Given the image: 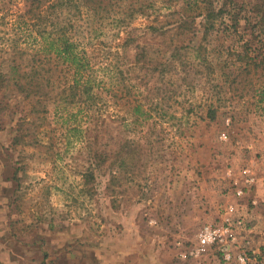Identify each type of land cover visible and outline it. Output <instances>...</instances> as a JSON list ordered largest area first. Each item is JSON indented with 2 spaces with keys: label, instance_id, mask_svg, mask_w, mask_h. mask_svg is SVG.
I'll return each mask as SVG.
<instances>
[{
  "label": "rangeland",
  "instance_id": "rangeland-1",
  "mask_svg": "<svg viewBox=\"0 0 264 264\" xmlns=\"http://www.w3.org/2000/svg\"><path fill=\"white\" fill-rule=\"evenodd\" d=\"M127 1L91 24L81 8L78 41L109 86L87 108L62 90L60 66L47 95L18 89L30 61L13 23L31 0H0V45L17 42L0 49V264H185L176 243L218 220L234 200L226 170L244 165L260 177L242 202L251 248L264 251V70L238 63L224 75V47L244 40L220 26L205 36L202 16L177 29L186 0H153L131 32L117 25ZM230 1L253 17L264 8Z\"/></svg>",
  "mask_w": 264,
  "mask_h": 264
},
{
  "label": "trees",
  "instance_id": "trees-1",
  "mask_svg": "<svg viewBox=\"0 0 264 264\" xmlns=\"http://www.w3.org/2000/svg\"><path fill=\"white\" fill-rule=\"evenodd\" d=\"M121 1L124 0H31L29 7L19 14L18 19L13 23L19 32L25 31L24 33H27L28 36L23 39L26 47L18 45V57L21 60L30 61L29 65L27 64L29 68L23 69L15 81L18 89L25 92L26 97L47 95L55 83L52 76L60 66V71H64L66 78L62 90L72 100L78 97L83 105L92 108L96 102L95 99L101 98L102 91H105V95L108 93L109 86L106 81L104 83L101 79L98 69H94L85 47L78 41L80 32L83 33V30L76 22L81 16V8L89 11L88 24H91L92 21L97 23L108 16L110 5H117ZM215 1H184L183 13L174 19L173 24L179 30H186L190 24L194 23L197 16H202L200 24L205 36L220 26L223 34L226 33L227 37L244 40L239 47L221 46L228 50L227 59L218 61L221 62L219 69L224 75L230 74L231 67L237 69L238 63H244V68L252 66L257 69L261 66L264 70V8L258 9L259 17H253L248 12H242L240 8L237 9L230 0H224L220 5H215ZM153 2V0L127 1V5L123 9L124 17L118 21L117 25L131 32V29H127L130 28V22L136 14L148 16L149 10L154 11ZM168 2L167 7L170 9L174 1L168 0ZM262 6L264 7V3ZM189 11L194 13L188 14ZM174 12L175 10H171L169 15H173ZM1 17L4 15H1L0 19ZM241 21H243L244 28L239 31ZM149 27L159 28L157 25ZM245 35L248 36L246 39H244ZM12 38L1 39L0 49L10 46L11 43L17 44L16 41L12 42ZM126 40V42H131L134 38L128 35ZM223 49H218L219 53L223 52ZM256 51L257 54L254 53ZM197 52H199L196 55L199 57V61L208 64V59L205 54H202L200 48ZM260 55L261 58L257 61V57ZM48 61H54L55 66L45 67ZM225 68H228L227 72ZM99 115H96V122L99 120ZM86 120L89 124L94 121L89 114ZM88 175L89 172H86L83 176Z\"/></svg>",
  "mask_w": 264,
  "mask_h": 264
},
{
  "label": "built area",
  "instance_id": "built-area-1",
  "mask_svg": "<svg viewBox=\"0 0 264 264\" xmlns=\"http://www.w3.org/2000/svg\"><path fill=\"white\" fill-rule=\"evenodd\" d=\"M220 138L225 139L226 133L221 132ZM226 175L234 200L225 203L217 221L199 228L194 241L176 243L178 259L185 264H264V251L251 248L247 211L242 202L260 177L249 165L237 171L229 168ZM250 202L256 204L255 199Z\"/></svg>",
  "mask_w": 264,
  "mask_h": 264
}]
</instances>
